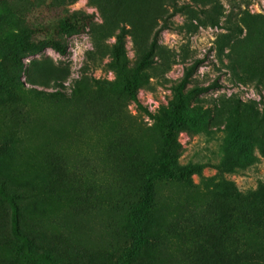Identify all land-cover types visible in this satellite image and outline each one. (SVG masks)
<instances>
[{"label":"rangeland","instance_id":"obj_1","mask_svg":"<svg viewBox=\"0 0 264 264\" xmlns=\"http://www.w3.org/2000/svg\"><path fill=\"white\" fill-rule=\"evenodd\" d=\"M122 26L130 72L155 42L143 106L185 97L175 177L147 206L164 130L101 83ZM15 56L23 89L2 85ZM0 145L30 240L27 254L0 240V264H264V0H0ZM9 219L0 191V231Z\"/></svg>","mask_w":264,"mask_h":264},{"label":"trees","instance_id":"obj_2","mask_svg":"<svg viewBox=\"0 0 264 264\" xmlns=\"http://www.w3.org/2000/svg\"><path fill=\"white\" fill-rule=\"evenodd\" d=\"M60 26H66V21H63ZM128 33L129 29L125 26H122L116 36V41L113 45V56L110 65L114 69L117 75V79L114 81H104L101 83L104 84V86L111 91L123 92L127 94V96L131 100H133L139 108L151 115L155 119V121L160 125V127L164 130V142L160 149L161 160L154 173L148 177L144 186V197L142 203L143 205L147 206L150 205L154 200V179L156 177L161 176L175 177L172 171V166L175 162L176 152L179 147L176 138V130L183 123L182 112L185 107V97L180 98L179 103L174 106V109L172 111L165 110L159 114H152L146 107L143 106L138 97V88L140 85V80L143 71L147 69L153 62L155 42L150 45L149 49L145 51V53L142 55L135 68L130 72L127 65L126 49ZM50 44L53 49H55L59 53H66V46L60 41L53 39ZM19 48L24 52L41 49L39 46L36 45L32 47L28 43L25 36L20 39ZM12 60L14 62V66L12 67L13 69L7 63H4L2 66V85L12 86L17 84L20 89H23V86L18 82V75L20 76V72L18 73V70H23V65L20 59H17L16 56L13 57ZM197 62H199V60ZM187 74L188 73H186V76ZM3 148L4 146L0 145V152L3 150ZM194 168V165L186 166L185 171L179 175L180 178L184 179L185 176H188L192 170L196 171V169ZM0 191L6 197L10 205V219L8 232L6 231L5 233L3 231H0V240L3 242L18 240V248L22 253L27 254L30 252V240L29 236L25 234L20 227L19 205L12 195L7 193L3 189H0ZM31 257L39 258L45 264H69L66 262L54 263L49 258V256L44 253H31Z\"/></svg>","mask_w":264,"mask_h":264}]
</instances>
